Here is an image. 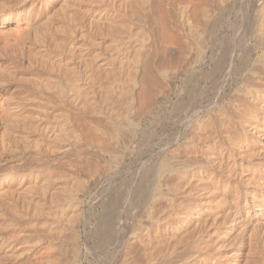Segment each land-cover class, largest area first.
<instances>
[{
  "label": "rangeland",
  "instance_id": "374dc122",
  "mask_svg": "<svg viewBox=\"0 0 264 264\" xmlns=\"http://www.w3.org/2000/svg\"><path fill=\"white\" fill-rule=\"evenodd\" d=\"M125 1L129 0L123 2ZM246 1L260 2V7L262 1L264 2V0H203L202 2L201 0H151L150 3L148 1V4H145L146 6L143 8L145 9L143 12H145L142 14L143 16L148 15L149 13L146 12L148 10L151 11V15L155 13L152 15L153 17L150 16L151 22L148 26L141 24L139 18L133 20L131 18L130 21V18L127 17L128 21L125 16H123L125 19L121 18L122 20H119L122 21L120 23L118 21L120 18L117 17L120 14L116 13H113V16L100 18L101 23L96 18L94 24L96 25L99 22L102 26L93 24V27L92 25L91 32L93 34L90 33L91 35H89L94 36V39L90 37L91 44L94 43V47L92 45L87 52L89 55H93L92 52L101 51L102 56H104L102 63H104V60L110 61L109 52L111 54V51H114L115 48L113 49L112 46L114 43L117 45L120 40L123 41V44L132 43L135 41L136 36L133 37L134 39L130 37L135 34H139L136 41L138 40L141 43L142 40L140 41L138 37L142 38L143 36V40L146 41L145 38L149 36L148 41L142 42L146 51L141 53L140 57H142L137 61L139 66L136 63L137 73H135V77L137 78L134 81L135 84L132 82L129 86L130 82L127 81L129 84L125 86L126 88L122 87V84L126 83L125 80H127L125 76H127L128 67L131 68L132 63L130 61V64L125 62L126 64H117L119 67L117 65V67H114L120 78L118 77L115 85L117 89L112 90V93L116 91V93H113L115 96L109 97L110 99H107L106 92L101 91V86H104L105 83L98 71L103 70L100 68L102 66H99V70L96 64L94 70L93 65L87 66L86 62L92 56L88 55L89 57H87L86 55L85 57L83 55L86 60L80 61L85 59L81 56L80 58L83 59L79 58L77 61L76 57L78 55L75 56L72 53L68 43L67 45L62 42H59L60 45H58L59 43L55 44L54 41L52 44L50 43L49 30H45L48 31L49 36L44 33L45 31L42 32L40 28H38L41 30L39 31L40 34H36L38 29L35 28V30L33 26L35 27V24L42 21V19L46 21L48 13L28 23H25V21L15 22V20L12 22L2 21L3 15L0 16V264H111L112 262V264H121L126 257H128V259L126 258L128 264H143L135 253V245L130 244V249H128L129 243L126 248L121 243L125 238V242L130 240L129 238L133 234L143 235L146 233L151 225L149 222H153L156 216L163 215V212L168 211L171 206L170 177L172 175L170 174L173 172L168 165L171 163L172 166L171 158H169L172 156L169 152L173 149L172 143L175 141L176 136L183 131L185 114L190 108L188 107L190 101L195 98L192 94L191 82L188 80L190 79L188 78V70L192 66L199 69L204 63L215 67L221 66L222 50L217 45V47L213 46L212 48L206 41L210 36L214 37V34L221 32V29L228 32L230 38L241 35L244 31L245 34H242V36H245L247 33H251L254 28L256 29L255 23L258 25L261 22L253 14L250 15L247 19L249 21L243 26L239 22L237 25L235 24L234 18L238 14L236 10L237 12L240 9L246 10ZM108 2L106 1V3ZM24 5L25 3H18L14 9H19ZM260 7H256V11ZM181 9L185 12L183 13ZM152 11L154 12L152 13ZM196 12L198 15L194 14ZM261 12L264 13L263 10ZM71 13L74 14L73 11ZM182 13L186 16L184 19ZM188 14L191 15V18ZM81 15H77L78 18H81ZM187 17L192 21H190L191 23H189V20L187 21ZM197 17L202 25H194L197 22ZM59 18L62 23L69 20V18H64V15H60ZM73 19L71 18L64 23L66 26L63 24V30L61 29L63 36L68 29V22L74 24L77 22V18L74 19L75 22ZM153 19L156 23L152 21ZM114 20L116 25L112 23L110 26L111 22H115ZM123 20L126 21L123 22ZM85 21L87 20L84 17L79 19L78 23L80 25L77 28L83 27ZM108 21H110V24L107 23ZM200 21L197 23H200ZM193 22L195 23L193 24ZM78 23L75 25L78 26ZM117 23L121 25H117ZM129 23L132 28L130 30L127 25L126 30L129 29L133 35L130 32L122 33L125 28H122V31L120 29L124 24ZM136 23L139 28H137ZM108 25L110 27L114 25L115 32L112 30L108 32ZM140 25H144L143 29L140 28ZM247 25L248 27H245ZM193 26L195 28L192 29ZM115 27L121 32L117 33ZM133 27L137 29H133ZM139 29L142 30L137 33ZM135 30L138 31L134 33ZM143 30L144 32H142ZM77 31V36H74V40H77H73V42L86 43L84 38H80V31ZM111 31L114 33L111 34ZM42 33L46 36V40L40 45ZM115 33L119 34L118 37L123 34L124 36L119 39ZM125 33L130 34L127 36ZM59 34L63 37L61 32ZM144 34L147 36L144 37ZM197 34L203 36L204 40ZM115 38L119 41L116 42ZM128 38L130 41H128ZM38 39L39 41H36ZM48 40L50 45L46 44L45 46ZM69 40L72 41V39ZM104 47L109 49L106 51ZM110 47L112 50H110ZM256 56L257 54H255ZM58 58H62V65H67L70 62L67 66L71 68V75L67 76L70 70H67L66 66V68L61 64V67L59 66L61 60ZM71 59L73 61H70ZM53 60L55 62H51ZM66 61L69 62L65 64ZM90 61L88 64H90ZM260 61L263 63L262 60ZM260 61L255 62L257 63L256 66L254 62H252V65L247 66V64H244L247 61L242 60L237 67L236 74L234 73L235 79L237 80L240 76L239 81L243 84L244 81L252 82L253 80L250 79L253 76L252 74L255 77L263 73L261 71H264V66L259 67L262 65ZM53 63L56 67H53ZM72 64L76 68L78 67V70ZM85 66L88 68H86V71ZM251 66H255V70ZM256 67L260 71H256ZM64 68L69 72L65 74ZM124 68H127V70ZM91 70L95 71L97 74L94 75H99V77H94ZM72 71L80 74V78L79 75L72 74ZM101 71H99L100 74H102ZM104 75L105 73L102 76ZM66 76L71 77V81ZM121 76H124L125 80ZM75 77L81 81L82 88H87V91H89L88 93L87 91L83 92V89L80 88L82 91L79 90V96L82 93L85 96L90 94L88 99L96 96V101L92 99V101L94 100L92 102L90 99L92 103L85 102L88 100L87 96L82 95L80 97L86 99L85 101L82 100L83 103L80 100L81 98H77L79 96L75 94L78 92V86L81 85H79L78 80V84L74 81ZM99 78H102L101 86L95 82V80L100 81ZM86 79L91 80V82L94 80L93 82L98 87L100 86L99 89L94 83L92 86L90 81V84L87 85L89 82ZM119 79L124 82L119 81ZM68 81L73 85L70 86ZM85 81L87 82L85 83ZM65 83H68V85H64ZM125 83L124 85H126ZM236 84L234 83V86ZM91 86L92 90H97L95 91L96 94H94V91L91 93ZM70 87H75L72 89L76 90L73 91ZM127 87L131 91L127 92L128 95H126ZM130 87L132 88L130 89ZM124 88L125 91L122 90ZM230 89L228 88V91ZM121 91H124L125 95ZM98 93L102 99L97 98ZM117 93L121 96V99L120 102H118L119 99L116 101L115 107L118 104L116 108L120 109V115L118 114L119 109H117V114L113 112L115 108L114 99L117 100L118 97L116 96ZM212 93L206 99L209 100L211 97L213 99L214 93ZM129 94L132 100H130ZM109 95L111 96V94ZM122 96L124 98L126 96V101ZM104 98L107 100L102 103ZM122 98L124 99L123 102ZM74 102L76 103L74 104ZM124 102L129 104V109L127 105H124ZM89 104H91V107L93 105L94 109L88 107ZM229 104L224 103L223 105L227 106ZM125 106L126 108H124ZM228 108H231L227 111L234 116L236 122L238 120L237 111L233 106ZM108 109L113 111H107ZM108 112L109 114H107ZM64 123L67 125L66 127ZM51 124L57 126L56 132L59 134L58 142L61 150L57 155H52V151H50L53 149V141H50V144L48 143L49 146H41L43 133L52 127ZM34 126H37V128ZM61 128H68L70 131L68 133L67 130L65 134L63 133L65 130L62 132ZM47 147L49 151L45 149ZM261 157L262 159H260ZM261 157L256 158L255 164L264 167V163H261L264 161V157ZM47 184H51L49 185L50 188ZM52 184L59 187V189L62 188L59 193L61 195L60 199L57 202L52 201L53 190L51 188H55ZM44 188L47 191L46 189L44 191ZM70 189H72V195L68 193ZM159 193H163V195ZM51 203H57L58 205L54 209L47 208ZM41 204L44 206L41 207ZM157 207H161V210L155 217L150 218L149 212H155ZM48 209L50 211H47ZM55 209L60 214H57V219L52 218L54 214H51L55 213ZM47 212L51 216H47L49 215ZM118 228H121V230ZM152 228L154 227L152 226ZM117 229L120 231L118 232ZM249 232L242 239L243 243H238V245L244 244L241 246L245 247L246 252L250 251L241 260V264H264V231L257 234L251 232L248 236ZM119 237H122L121 242ZM248 237L249 239L253 237L252 242L250 240L251 243ZM247 242L250 246L247 245ZM249 247L252 250H249ZM126 249L129 250L127 255H125L127 253ZM185 250H180L178 254H169L167 248H161L162 252L159 253L156 263L193 264L200 262L209 264L211 262L205 260L202 254L196 252V254H193L194 251L190 249L186 250V253ZM222 258L225 259V257ZM221 261L225 260L221 259Z\"/></svg>",
  "mask_w": 264,
  "mask_h": 264
},
{
  "label": "bare ground",
  "instance_id": "6f19581e",
  "mask_svg": "<svg viewBox=\"0 0 264 264\" xmlns=\"http://www.w3.org/2000/svg\"><path fill=\"white\" fill-rule=\"evenodd\" d=\"M106 1H109V2L106 3ZM123 1L124 0H122V1L121 0H30V2H28V0H0V16L3 15L2 21L12 22L13 20H15V22L16 21L17 22L25 21V23L26 22L28 23L30 21H33V19L40 17L43 14L48 13L47 14V20L43 21V19H42V21H39V23L35 24V27L33 26V28L34 29L40 28L42 30V32L45 30H49V32H50L49 33L50 34L49 39L51 38V41H52V42L50 41L51 44L53 43V41L55 42V44L62 42L64 44L66 43L65 45H67V43H68L72 53L75 56L78 55L76 57L77 61L83 55H85V57H86V55H87V57L92 56L91 58L90 57L88 58V62L91 59H92V61H90V64H88V62H86L87 66L93 65L92 68L94 70V68H96V67H94V65L96 64V66H98L97 67L98 70L100 68H102L104 70V71L99 70L102 72V74H100L98 71V74L101 77H103V79L99 78L100 81L98 80V82H97L95 80V82L101 86L100 82L102 80L104 81L105 85L102 83L104 86H101L102 89L101 88L100 89H101V91L103 90L104 92H106V95H108L107 99H110L109 97L115 96L113 93H116V91L115 92L113 91V93H112V90H114L115 88L117 89V86L115 87V85H116L118 77H119L118 74L116 73V70L114 67H117L118 66L117 64L121 65L122 63L129 62V61L132 63L130 65L131 68L126 65L128 67V70H127V68H124L128 71L127 76L124 75L127 80H125L124 76L123 77L121 76L122 79L126 81V83L122 79H119V81H123L126 84V85H124V83H123L122 87H125L129 84V83H127V81L130 82L129 86H131L132 82H134L135 79L137 78V77H135V73H137L136 63H137L138 59H140L142 57V56L140 57L141 53L143 51H146L144 48V45L142 43L145 40H143V36H142L143 34H140L142 36V38L138 37V39H140V41L142 40V42L140 43L138 40L136 41V37L139 36V34L138 35L135 34L134 36H132L133 33H131V31H129V29H128V31L126 30V26L127 25L129 26L131 22L129 24H126V25L124 24L123 27L120 26L121 28L116 26V27L120 28L121 31H122V28H125L126 31L123 30L122 33L123 32H130L132 34L131 35L132 37H130V38L134 39L133 37L136 36L135 37L136 42L134 41L135 43L129 42L130 44L129 43L123 44V41L120 40V42H117L118 39L116 40V38H115L117 45L115 43H114V45H116V47H114V45H112L113 49L114 48L115 49H114V51H111L112 52L111 54L109 52L110 61L104 60L103 61L104 63H102L101 61L103 60L102 58H104V56H102L103 53L101 51L97 50L98 52H96V51L92 52L93 55H89V53L87 52V51H89L90 47L94 44L93 41L95 42V40H93L92 41L93 44H91V40H90L91 39L90 37H92L94 39V36H90V35L93 34L91 32V28H92V25L94 24V22L96 21L95 19L98 18V20H99L102 17H108V16L112 15L113 13H116V14H120V16L117 15V17L120 18V19L117 18L118 21L122 20L121 18L125 19L123 16H125L126 19H127V17H129L130 21H131V18H132V20L134 18H139L138 20H141V22H142L141 24L148 26L151 22L150 16L155 14V13H153L154 11H152L153 14L151 15L150 14L151 11L146 9L149 11V12L146 11L147 14L148 13L149 14L145 15V16L142 15L145 12V11L143 12V10H145V9H143L144 6H146L145 4L146 3L148 4V1L150 3L151 0H129V1H125V2H123ZM155 1H157V0H155ZM202 1L203 0H201V2ZM243 1H245V0H243ZM18 3H25V5L19 9H17V8L14 9ZM259 3H257V2L252 3V1L251 2L246 1V5H245L246 10L240 9V10H238V12L236 10V13H238L237 16L234 18L236 25L239 22V24L241 26H243L246 22L249 21V20L247 21V19L252 14L256 15V18L258 19V21L261 22L258 25H256V23H255L256 29L255 28H254V30L251 29V30H253L251 33L249 32L250 31L249 30L248 31L249 33H247V31H246L247 34L245 36H242V34H245L244 33L245 31H244L241 35L239 34L236 37L234 36L235 38L234 37L230 38L229 33L226 32L225 30L221 29L222 31L214 34V37L210 36L209 38H207L206 41H208L209 46H211L213 48V46L217 45L222 50L223 57L221 55V57H222L221 66L215 67L213 65L215 67L214 68L212 65H208V64L203 62L204 65L201 64L203 66L200 67L199 69L197 67L192 66V68H190L188 70L189 71L188 78H190L188 80H190V82H191V90H192V94L195 96V98H193L192 101H190V104H189L190 106H188L190 108L189 109L187 108L188 111L186 110L187 113L185 114L186 115L185 119L183 117V119H184L183 131L180 132L176 136L175 141H173V143H172L173 149H171V152H169L170 156H172V157H169V158H171L172 166L170 165L171 163L168 165H169V168H171L172 172H173V173L171 172L172 174H170V175H172L170 177L171 178L170 179V193H171L170 194V201H171L170 204H171V206H170L169 210L166 211L165 213L163 212V215H161V216L160 215L156 216L158 214V212L161 210L160 209L161 207H157V210L155 212H149L150 218H153L155 216H156V218H155V220H153V222L152 221L149 222V224H151V225H150V227H148L147 232L144 233L143 235L133 234L130 236V238H129L130 240H127L125 242V239H126L125 238V239H123V242L121 243L122 246L123 245L125 246V248H126V245L129 243L127 246L128 249H130L129 247L131 245L132 246L135 245V250H136L135 253H136L138 259H140L141 262H143V264H157L156 262H157V259L159 257V253L162 252L161 248H167V252H169V254L170 253L171 254H178V253H180L179 252L180 250H182V249L185 250L186 247H188L191 251H194L193 254H196V253L202 254L203 258H205V260L211 261L210 263L208 262L209 264H241V260L244 258V256L248 255V253L250 251L246 252L245 247L241 246L244 244L238 245V243H243L242 239L244 238L245 234L247 235V232H249V231H251L252 234H257V233H260L261 231H264V167H263V165L259 164L260 162L258 163L259 166H257L255 164V160L257 157L258 158H260L261 156L264 157V71H261L263 73L258 74L255 77H254V74H252L253 75L252 77H254L253 79H252L251 75L248 74L251 77L250 78L251 81L252 80L253 81L249 82L248 81L249 79H248V80H246L248 82L244 81V84H243V82L239 81L240 76L236 80L235 75H234V73L237 70V67L239 66V64L242 60L247 61V63H244L245 65L247 64V66L252 65V62L255 63L256 61L262 60L263 63L260 61L261 62L260 64H262V65H260L259 67L264 66L263 65L264 64V46H263V44H264V25H263L264 24L263 23L264 13L261 12L262 10L264 11V2L262 1L261 7H260ZM256 7H260V8L256 11V9H255ZM152 8H153V6H152ZM237 9H239V8H237ZM150 10H152V9H150ZM72 11L74 14L71 13ZM181 11H183V10L181 9ZM186 11H187V9H186ZM195 11H197V10L195 9ZM184 12L185 11H183V13ZM187 13H189V12H187ZM81 14L83 15L84 18H86L87 21H85V25L83 24L84 25L83 27H80L78 29L77 27H79V25H80L78 23V21H79V19L83 18ZM194 14H197V12ZM60 15H64V18H69V20L71 18H74V19L77 18V20H76L77 22H75L74 19L73 20H74L75 24L78 23V26H77L73 22L72 23L68 22L69 23L68 29L64 28L65 30L67 29L64 36L62 33V30H63L62 26L64 27V25H65L64 23H66L69 20L65 19L66 21L64 23H62V21L59 18ZM77 15H81V18L80 17L78 18ZM185 15H186V13H185ZM202 15L204 16L205 14L203 13ZM72 16H74V17H72ZM190 16L191 15H189V17ZM196 16H194V17H196ZM182 17L184 19V17H186V16H184V14H183ZM189 17H187V21L189 20V23H191L192 21L189 19ZM115 18H116V16H115ZM111 19H113V18H111ZM108 20H110V19H108ZM138 20L136 19V21H138ZM198 20L200 21V19H198V17H197V22H199ZM35 21H38V20H35ZM110 21H112V20H110ZM110 21H108L107 23L110 24ZM125 21L123 20V22H125ZM152 21L154 22V19ZM34 22H32V23L34 24ZM101 22L102 21H100V23ZM197 22H196V24H194L195 22H193V24L194 25L201 24V21H200V23H197ZM100 23L98 22L97 24L100 25ZM112 23H115L114 25H116V21H115V22H111L110 26L112 25ZM120 23H122V21ZM120 23H117V25H121ZM154 23H156V22H154ZM97 24L96 25L94 24V25L97 26ZM134 24H135V22H134ZM94 25H93V27H94ZM99 25H98V27L102 26V25H100V26ZM114 25L112 27H110L108 25V27H109L108 32H109V30L114 31V29H113ZM144 25H142V26L140 25L141 26L140 28H142ZM136 26H138L137 28H139L138 24ZM232 26H233V24H232ZM116 27H115V30H117ZM134 27H133V29H137ZM245 27H248V25ZM110 28H112V29H110ZM131 28L132 27H130V30H131ZM193 28H195V27L193 26L192 29ZM200 28H198V30ZM142 29H139V31L137 30L138 32L135 30L134 33L135 32L139 33V32H141ZM41 30L38 29L37 30L38 33H36V32L35 33L40 34L39 31H41ZM77 30L80 31V36H81L80 38H84V41L87 44L86 43L80 44L79 42H73L74 38L77 36V33H78ZM95 30H96V28H95ZM245 30H247V29H245ZM200 31H201V29H200ZM47 32L45 31L44 33L47 34ZM60 32H61L63 37L60 36V34H59ZM114 32H112L111 34H113ZM120 32L118 31L117 33H120ZM132 32H133V30H132ZM142 32H144V30ZM44 33H42L43 35L41 34L42 35L41 39H40L41 43L39 42L40 45H42V43L45 42V40H46V36L44 35ZM117 33H115V34H117ZM130 33H128V34L125 33V34L128 36ZM146 33L148 34V32H146ZM198 33L201 34V32H198ZM202 33H203V31H202ZM94 34H95V31H94ZM145 34H144V37L147 36V35L145 36ZM203 34H201V35H203ZM232 34H234V33H232ZM118 35L119 34H117V37H118ZM36 36H38V35H36ZM47 36H49V35L47 34ZM122 36H124V34L121 35V37ZM198 36L201 39H203L202 38L203 36L202 37L200 35H198ZM121 37L119 36L118 38L120 39ZM148 38H149V36H148ZM148 38L147 37L145 38L146 41H148L147 40ZM69 39H72V41H70ZM75 40H77V39H75ZM124 40H125V38H124ZM36 41H39V39ZM128 41H130V39ZM50 43L48 40V42L45 43V46H46V44L50 45ZM60 43L58 45H60ZM93 47H94V45H93ZM105 47H104V49H106ZM143 48H144V50H143ZM108 49H106V51ZM110 50H112V48ZM85 52H87V53L84 54ZM255 54H257L256 57H255ZM110 55H111V57H110ZM105 56H107V55H105ZM107 58H108V56H107ZM58 59H60V58H58ZM72 59L70 61H73ZM80 59H83V58H80ZM76 60H74V61H76ZM84 60H86V58L83 60H80V61H84ZM58 61H56V63H58ZM51 62H55V61L53 60ZM68 62L69 61H66L65 64ZM130 62H129V64H130ZM138 63H137V65H138ZM60 64L62 65V60H61V63H59V66L61 67ZM68 64H70V62ZM79 64H80V62H79ZM256 64L257 63H255V66H256ZM67 65H62V66H64V67L66 66L67 68L66 67L65 68L67 70H70L71 68H69ZM72 65H74V64H72ZM54 66L56 67V65H54V63H53V67ZM59 66H57V67H59ZM99 66H102V67L99 68ZM252 67L253 66H251V68ZM254 67H253V69H254ZM65 68L63 71H65V74H66V72H69V71H67ZM75 68H76V66H75ZM84 68L86 71L87 67L85 66ZM97 69H95V71H97ZM116 69H118V68H116ZM124 69H122V70H124ZM256 69H257V67H256ZM120 70H121V68H120ZM120 70H118V71H120ZM82 71L84 72V70H82ZM88 71H90V70H88ZM95 71H92V75L97 74V73H95ZM256 71H260V69L258 68ZM69 73L67 74V76L71 75V70ZM103 73H105L104 76H102ZM256 73H258V72H256ZM72 74H74V75L77 74V75H79V78H80V74L73 73V71H72ZM95 75H94V77H97V76L99 77V75H97V76H95ZM67 76H66V78H68ZM81 76H82V74H81ZM69 79L71 81L72 78L70 77V78H68V80ZM75 79H74V81L77 82L78 79L76 77H75ZM96 79H98V78H96ZM70 81H68V83L70 84V86H72L73 84H71ZM74 81H72V82L74 83ZM87 81L91 82V80H87ZM87 81H85V83ZM93 81L91 82V85L94 83ZM78 82H79V85L82 84V83H80L81 82L80 80H78ZM78 82H77V84H78ZM90 82L87 83V85L90 84ZM68 83H65L64 85H68ZM118 83H120V82H118ZM234 83H237L235 85L237 87L234 86ZM134 84H135V82H134ZM82 86L83 85H81L80 87L78 86V88H77L78 92H79L80 88L83 89V92L88 90L87 88H85V89L82 88ZM92 86H91V90H92ZM232 86H234L235 88ZM59 87L61 89V86H59ZM76 87H77V85H76ZM99 87H98V89H99ZM118 87H121V86L118 85ZM132 87H133V85H132ZM132 87H130V89ZM230 87H232V89H230ZM62 88H64V87H62ZM125 88L122 90L125 91ZM228 88L230 89L229 91H228ZM127 89H128V87H127ZM127 89H126V95H128L127 92H131V91H129V89L127 91ZM61 90H63V89H61ZM75 90H73V91H75ZM69 91L71 92V90H69ZM80 91H82V90H80ZM93 91L94 90H92L91 93H93ZM95 91H97V90H95ZM118 91H120V90H118ZM124 91H121V93H123ZM78 92L75 95L78 94L77 96H79L80 92L79 93ZM88 92L89 91H87V93ZM211 92L214 93L213 99H212V97L209 98V100L206 99V97H208V95ZM96 93L97 92H95L94 94H96ZM109 94H111V96ZM82 95H83V93H82ZM82 95H80V96L82 97ZM91 95H93V94H91ZM99 95L100 94L98 93L97 98L102 99V97H100L101 95L100 96ZM123 95H125V92L123 93ZM131 95H132V93H131ZM80 96L77 98L78 99L81 98ZM83 96H85V95H83ZM86 96L88 99V96H90V94H86ZM102 96H104V95H102ZM116 96H118L119 98L117 97V100H116V98L114 97L115 98L114 99L115 100L114 107H115L116 101H118V99H119L118 102H120V99H121V96H119L118 93L116 94ZM129 96H130V94H129ZM73 97H75V96L73 95ZM85 97H83L84 101L86 100ZM95 97L96 96H94V98H92V99H95V101H96ZM122 97L124 98V96H122ZM105 98H104V101L101 100L102 103L107 100ZM83 99L81 98L80 100H81V102L84 103V101H82ZM90 99H88L85 102L92 103L94 101V100L92 101V99H91V101H92L91 102ZM111 99H113V98H111ZM124 99L126 101V96ZM124 99L122 100V102L124 101ZM130 100H132V97ZM74 101H75V99H74ZM75 103L76 102H74V104ZM106 103L108 104V102H106ZM124 103H125L124 105H127V108H128L129 104H127L126 102H124ZM224 103H230L232 105L229 104L227 106H224L223 105ZM79 104H80V102H79ZM95 104H96V102H95ZM110 104H111V102H110ZM90 105L91 104H89L88 107H91ZM99 105H100V101H99ZM104 105H106V104L104 103ZM117 105L118 104H116V107H118ZM103 106H101V107L103 108ZM229 106L230 107L233 106V108H235V110L237 111L238 120H236V122L234 120L235 119L234 116L231 115L227 111V110H231V108H228ZM92 107H93V105H92ZM97 107H98V105H97ZM116 107L113 109L114 111L109 110V109L107 111H111V112L113 111L116 114L119 112L118 114L120 115V109L116 108ZM120 107H121V105H120ZM225 107H226V109H225ZM124 108H126V106ZM39 109H41V108H39ZM93 109H94V107H93ZM99 109H100V107H99ZM117 109H119V111ZM121 110H123V109H121ZM233 112H235V111H233ZM42 113H44V112H42ZM107 114H109V112ZM116 114H114V115H116ZM118 118H120V117H118ZM118 118H117V120L119 121ZM113 122H116V121H113ZM54 124H55V122H54ZM54 124L53 125L51 124L52 127L48 128L47 131L45 133H43L41 146H43V145L49 146V144L51 143L50 141H53L55 145L53 144V146H52L53 149L50 151H52L51 152L52 155L53 154L57 155L60 152L61 147L59 146V142H58L59 141V134H58V132H56L57 126ZM35 125H37V124H35ZM64 125H65V127L67 126L65 123H64ZM64 125H63V127H64ZM30 126H31V124H30ZM37 126L36 127L34 126V127L37 128ZM32 127H33V125H32ZM49 129H51V130L49 131ZM61 130H62V132H63V130H65L63 133L66 134L68 128H66V129L61 128ZM69 131H70V129L68 130V133H69ZM49 132H51V133L49 134ZM60 136H62V135H60ZM45 149L47 151H49L48 147ZM49 155H51V154H49ZM166 159H167V157H166ZM166 159H165V161H166ZM260 159H262V157ZM163 161H164V159H163ZM169 161H170V159H169ZM258 161H259V159H258ZM261 163H264V161H262ZM163 165H161V167ZM165 166H167V165L165 164ZM163 168H164V166H163ZM164 169H166V168H164ZM47 185L45 186L46 188H47ZM49 185H51V184H49ZM54 187H55L54 189L51 188L53 190L52 201L57 202L60 199L61 195L59 193L61 192L62 188L59 189V187H56V186H54ZM46 188H44V191ZM49 188H50V186H49ZM48 190H50V189H48ZM46 191H47V189H46ZM68 193H69V195H72V189L68 190ZM159 194L163 195V193H159ZM30 198H33V197H30ZM155 200H157V198H155ZM44 204H46V203H44ZM53 204L51 203V205H49L50 207L48 206L47 208H49V209L53 208L54 209V207L58 205L57 203H53ZM42 205L43 204H41V207L44 206V205L43 206ZM44 209H45V207H44ZM49 209L47 211H50ZM77 210H79V209L77 208ZM40 213H41V211H40ZM43 213H45V212H43ZM47 214H49L47 216H51L50 213L47 212ZM51 214H54V217L52 215V218H55V219L58 218L57 214H59V213L57 212V210L55 211V213H51ZM152 226L154 228H152ZM118 229L121 230V228H118ZM118 229H117V231H118ZM125 229H126V227H125ZM125 229H124V231H125ZM122 232H123V229H122ZM251 232L248 233L249 234L248 236H250ZM121 238L122 237H119L120 242H121V240H120ZM252 239H253V237L251 239H249V237H248L249 242H250V240L252 242ZM249 242H247V245L249 244ZM249 246H250V244H249ZM251 247H252V245H251ZM251 247H249L250 248L249 250H252ZM128 249H126L127 253L125 255L128 254V252H129ZM189 249L186 248V250H189ZM186 250H185V252H186ZM182 252H184V251H182ZM188 252H190V251H188ZM125 255H124V257H125ZM188 255H189V253H188ZM176 256H178V255H176ZM222 257H225V259H223ZM126 258L128 259V257H126ZM126 258L123 259V257H122L123 262L121 264H128L127 263L128 260ZM221 259L225 260V261H221ZM193 264H204V263L196 262Z\"/></svg>",
  "mask_w": 264,
  "mask_h": 264
}]
</instances>
